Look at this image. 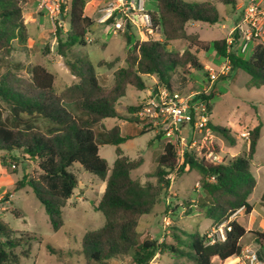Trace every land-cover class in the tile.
Listing matches in <instances>:
<instances>
[{
  "label": "trees",
  "instance_id": "1",
  "mask_svg": "<svg viewBox=\"0 0 264 264\" xmlns=\"http://www.w3.org/2000/svg\"><path fill=\"white\" fill-rule=\"evenodd\" d=\"M25 0H0V57L10 56L12 42L24 45L28 33L23 21L22 5ZM238 0H217L218 3L235 7ZM88 0H69L61 17L53 20V34L57 55L65 59L74 82L65 86L59 93L54 91V75L41 64L29 68V75L22 77L10 70L0 74V102L6 105L9 118L0 116V151L10 155L13 162L24 159L32 162L37 169V177L22 175L16 181L15 190L29 187L36 200L42 205L53 231L63 226L62 209L77 187L75 175L68 169L73 164L104 183V190L96 206L104 217L103 225L87 231L81 241V254L84 264H107V261L128 256L133 264H149L161 247L168 248L176 255L187 258L192 264H233L230 258L240 254V239L245 229L235 220L229 222L230 230L223 241L210 243L206 235L192 233L187 243L181 246L157 245L155 241L141 239L138 227L141 217L149 214L158 203L160 196L170 186L166 178L175 171L177 165L173 143L165 142L162 152L156 158V167L148 177L155 182H140L131 177V172L142 164L141 157L135 160L123 155L120 145L133 138L122 134L118 125L101 133L103 142L114 147L115 159L109 169L107 161L98 153L95 126L107 118L122 119L136 125L141 124L136 113L140 103L130 107V117L121 116L116 107L125 96L127 87L145 91V77L156 78L155 87L172 90L171 76L179 72L186 76L195 70H204L197 53L212 49L220 58L227 59L230 68L245 72L249 79L247 88L264 86V43H258L248 58L227 52L225 39L203 41L197 35H188L189 22H202L214 25L219 22V13L210 2L189 4L183 0H156L155 9L145 13L149 18V29L158 30L161 40L137 39L129 42L125 35L127 50L125 66L113 72L110 87L102 86L97 79L95 66L89 61H69L67 52L74 45L85 44V36L93 21L84 14ZM114 14L105 22H112ZM68 18L69 29L61 36L62 24ZM128 26L130 24L128 23ZM176 40L188 42L181 53L169 50L170 43ZM99 61L97 67L109 65ZM223 78L222 75L218 76ZM211 94L200 92L198 98L207 102ZM66 106H72L76 114ZM210 107V105H209ZM46 122L45 129L33 124ZM208 126L214 133L234 144L235 139L229 130ZM262 123L258 122L247 131V149L243 154L231 157L227 162H210L184 153L176 174L195 170L199 174L198 184L205 199L198 205L204 209L205 218L213 224L227 221L236 210L242 208L249 214L252 207L247 198L256 186L249 171ZM145 128V129H144ZM149 128V129H146ZM148 125L137 129L136 135L150 131ZM161 133H157L155 138ZM215 150V147H214ZM218 152L217 150H215ZM0 165L6 168L3 158ZM255 243L264 250V233L248 231ZM32 235L24 231H13L0 222V264H18L15 253L22 249L24 257L29 255ZM179 243V237L174 236ZM180 244V243H179ZM26 247L24 250L23 248Z\"/></svg>",
  "mask_w": 264,
  "mask_h": 264
},
{
  "label": "rangeland",
  "instance_id": "2",
  "mask_svg": "<svg viewBox=\"0 0 264 264\" xmlns=\"http://www.w3.org/2000/svg\"><path fill=\"white\" fill-rule=\"evenodd\" d=\"M141 1L144 13L155 9L156 0ZM183 1L189 4L210 2L218 11L220 20L216 25L197 22L196 26H191L190 22L187 26V30L190 33L195 32L199 34L201 40L206 41L218 39L223 34H226L228 29L220 30V21L228 18L231 14L239 15L242 3L249 2V0H238L235 7H230L218 3L217 0ZM98 2L104 8L111 6L107 4L109 2L113 6H116V0H106L104 2L103 0H98ZM122 3L119 8L113 11V14L116 15L119 11L120 16L124 12L129 17L140 14L137 24H141L142 13H137L131 8L127 11L128 0H122ZM261 4L264 6V0ZM100 5L97 6L96 2L89 3L85 6L84 14L91 17L97 16L99 19L102 18L106 14V11L98 12V9L101 8ZM115 20L122 24L124 31L127 30L126 25L130 24L129 29L133 34L131 37V41L133 42L136 39V28L131 23L134 21H128L127 18L123 19V17L115 19L114 16L111 23L102 26L103 33L105 32L102 35L103 45L101 43L98 45L90 44L88 41L89 44L74 45L67 52V60L69 61L81 60L94 63L98 82L104 87H110L113 83V72L125 66L126 42L122 34L112 32V23ZM33 21L37 25L30 21L26 23L28 35L32 36L33 34L34 36L37 35L38 31H42L45 33V39L41 40L40 45L33 44L28 55L15 44V50L9 56L10 58L5 59L0 57V74L5 70H10L22 77H27L29 75V68L32 65L45 63L46 68L55 77L54 91L55 93H59L65 86L73 82V78L65 65V59L57 55L53 34V21H50L48 14L45 12L42 15H36ZM139 28L141 31L144 30L142 26H139ZM68 29V18H65L62 24L61 36L64 37ZM153 34L150 38L157 39L160 37L158 30H154ZM85 43H87V40H85ZM255 44L253 42L250 43L245 53H239L238 46H240V43L232 46L231 50L242 58H248L251 54V48ZM187 45L188 42L185 40H176L170 43L169 50L181 53L186 49ZM197 57L202 63H206L215 70V80L210 83L204 70H195L186 76H182L179 72H176L172 74L170 80L172 89L182 95L201 92L202 90H206L207 94L212 93L208 104L210 105L209 119L213 126L222 127L233 132V125L239 122L246 128L247 132L257 125L258 122L262 123L255 154L249 164V171L256 181V186L248 198L249 205L253 207L254 215L257 217L261 216L264 211V202L262 201V198L264 199V86L247 88L246 83L249 77L239 69H232L226 75H223V78H219V64L223 62V59L212 49L197 53ZM99 61H106L110 64L97 67L96 65ZM156 81L154 76L145 77L147 89L154 86ZM144 94V91H136L130 86L127 87L125 96L119 100L116 107L117 112L121 116L130 117L131 113L128 109L141 102L145 96ZM66 108L73 112V114H76L72 106H66ZM0 116L2 120L9 118L8 108L2 102H0ZM33 124L40 129H45L46 127V122L42 121H34ZM115 125L120 126L124 134L133 136V138L120 145L123 155L131 160H135L138 157L142 159V164L131 172V177L140 182L151 181L154 183L155 179L147 175H150L156 167V158L162 152L163 146L167 141L165 136L160 134L159 137L155 138V134L157 133L152 129L143 135L135 136V131L142 128L144 126L143 123L136 125L116 118L102 120L95 126L94 130L97 135L98 153L107 161L109 169L112 167L116 156L114 147L103 142L101 133H104V131L109 130ZM213 134L215 150L219 152L224 162H227L232 156L245 152L246 138L240 137L239 140H235L234 144H231L219 134L214 132ZM182 135L189 137L191 135L190 128L185 127ZM245 137H247V134ZM187 154L199 158L194 152ZM0 158H3L6 164V168L0 165V222L13 231L28 232L34 239L30 242L28 257H24L21 254L22 249L17 248L15 250V253L19 257L18 264H84L80 241L87 231L96 230L104 223L103 215L95 210L103 193L104 183L96 176L85 172L79 164L75 163L69 167L68 170L77 179V187L62 209L63 226L55 232L49 224L42 205L36 200L31 189L26 186L15 190V183L21 179L22 175L37 177L38 173L35 165L24 159H19L15 163L9 154L1 151ZM175 172L176 170L171 172L173 177L170 185L172 186V192H175L176 195L168 196L166 194L167 191L164 192L153 210L141 217L138 232L143 240L149 239L155 241L157 245H161L162 243L167 246L180 245L184 251H188V248L182 242L187 243L190 234L198 233L206 235L210 228L216 224H211V221L205 218L204 209L198 205L199 202H203L205 199L198 184V172L186 170L181 176H178ZM166 198L170 202H174H171L170 208L171 224L168 227L167 233H163L161 225L162 217L166 210ZM178 200L180 204H177ZM244 215L243 212V214L237 217L242 226L246 225V221L249 218ZM257 217L254 218L255 221L253 222L259 224L260 222ZM251 231L256 230L251 229ZM174 236L179 237L180 244ZM242 242L255 249L258 260H264V250L257 247L252 234L246 235ZM157 254L158 257H153L149 264H191L187 258L176 255L175 252H171L168 248L163 249L161 247V250ZM107 264L133 263L128 256H125L113 258L107 261ZM214 264H217V260H214Z\"/></svg>",
  "mask_w": 264,
  "mask_h": 264
},
{
  "label": "built area",
  "instance_id": "3",
  "mask_svg": "<svg viewBox=\"0 0 264 264\" xmlns=\"http://www.w3.org/2000/svg\"><path fill=\"white\" fill-rule=\"evenodd\" d=\"M69 0H40L39 8L45 10L50 21L56 17H61V9L66 11V6ZM263 0H249L247 3H242L238 19L232 24L228 36L225 38L227 52H232L231 48L238 45L239 53H245L250 43L264 42L263 26H264V6L261 4ZM122 0H116V6L111 5L106 9L108 19L113 11L122 5ZM135 10L137 13H142V20L149 25V18L143 12V4L141 0H128V9ZM130 17L128 21H132ZM106 21V20H105ZM104 21V22H105ZM114 30H121L122 24L116 21L113 24ZM255 44V45H256ZM230 70V63L224 59V63L220 67V73L226 74ZM208 78L210 83L215 80L216 75L209 72ZM204 94L206 90L201 91ZM200 92L182 95L175 90H168L165 87L152 86L148 88L145 97L140 103L137 119L144 125H148L156 133H161L165 136L167 142L173 143L174 152L176 154L177 165L184 157V153H196L199 158H204L210 162H221L222 158L219 153L214 150V134L209 123L210 107L208 102L203 98H198ZM185 127H189L191 135L184 137L182 131ZM172 173L166 178L172 182ZM165 214L162 217V232L167 233L168 227L171 224V202L168 198L165 199ZM233 212L227 219L220 224L211 227L206 233V238L210 243L223 241L226 233L230 230L229 222L238 211ZM159 251V250H158ZM157 251V253H158ZM154 257H157L158 254ZM234 264H264L256 257L255 252L245 251L234 259Z\"/></svg>",
  "mask_w": 264,
  "mask_h": 264
},
{
  "label": "crops",
  "instance_id": "4",
  "mask_svg": "<svg viewBox=\"0 0 264 264\" xmlns=\"http://www.w3.org/2000/svg\"><path fill=\"white\" fill-rule=\"evenodd\" d=\"M39 1L40 0H25L24 1V3H23V5H22V9H23V11H22V13H23V21H24V24H25V26H26V23H27V21H30V22H32V23H34V18H35V16L36 15H42L43 14V12H45L46 14H47V12L45 11V10H41L40 8H39ZM104 1H106V0H103V2ZM96 2V4H97V6H99L100 5V2H98V0H88V2L86 3V5L85 6H87L89 3H95ZM106 3V2H105ZM108 5L110 4V2L109 3H107ZM101 6V5H100ZM85 9V8H84ZM106 9H108V8H104V7H102L101 6V8L100 9H98V12L99 11H106ZM129 9L127 8V11H128ZM120 12V11H119ZM117 13L116 15H115V19H119V18H121V17H123V19H126L127 18V20L128 19H130V17L124 12L123 13V15L122 16H120V13ZM88 17H90V19L93 21V24H92V26L89 28V30H88V32H87V34H86V36H85V40H87V43H85L86 45L87 44H89V42H90V44H100L101 43V45H103L104 44V41H103V38H102V35H104L105 34V32L103 33V25L104 24H107V23H111V22H104L105 20H106V18H107V13L102 17V18H100L99 19V17H97V16H95V17H91V16H88ZM238 17H239V15L238 14H236V15H229V17L228 18H226V19H224V20H221L220 21V30H226V29H228L227 30V32H226V34H223L222 35V37H220V38H218V39H221V38H226L227 36H228V34H229V32H230V30H231V26H232V24L238 19ZM131 18H133V23H131L135 28H136V39L135 40H137V39H140V40H147V39H153V38H150L151 36H153L154 34H153V32L149 29V27H148V25L147 24H145V22L142 20V23L141 24H137V22H138V19L140 18V14H136V15H131ZM117 20H115V22H116ZM114 22V23H115ZM114 23H112V32L113 33H116V32H119L120 34H122L123 35V37H124V39H125V42H126V47H127V41H126V38H125V35H128L129 37V42H131V43H133L132 41H131V37L133 36V34L130 32V29H129V26L128 25H126V27H127V30L126 31H124L123 29H121V30H114V28H113V24ZM190 23V22H189ZM189 23H187V25H186V33L188 34V35H197L198 36V38H199V34H197V33H195V32H192V33H190L187 29V26H188V24ZM197 22H191V26H196L195 24H196ZM35 24V23H34ZM217 24V23H216ZM216 24H214V25H216ZM35 25H37V24H35ZM139 26H142V28H144V30H140V28H139ZM37 27V26H36ZM26 29H27V26H26ZM123 31V32H122ZM147 32H150V33H147ZM27 33H28V30H27ZM44 32H42V31H38L37 32V35H34L33 36V34H32V36H29L28 35V39H27V42H26V44H24V45H19L16 41H14L15 43H13L12 42V47H13V50H15V44H16V46H18L22 51H24V52H26V55H28L29 53H30V50L32 49V47H33V44H36V45H40L41 44V40H43V39H45V36H44ZM200 39V38H199ZM155 40H161V38L159 37V38H157V39H155ZM201 40V39H200ZM216 40V39H215ZM89 41V42H88ZM203 41H206V40H203ZM211 41H213V40H211ZM206 42H209V41H206ZM255 46H253L252 48H251V52H252V50H253V48H254ZM126 50H127V48H125ZM12 50V52H14ZM126 50H125V53H126ZM11 52V54L10 55H12L13 53ZM58 57H60V56H58ZM8 58V57H7ZM7 58H5V59H7ZM10 58V57H9ZM48 58V57H47ZM61 58V57H60ZM200 61V60H199ZM47 62V61H46ZM91 63V62H90ZM200 63L204 66V69H205V72H206V74H207V77H208V74H209V72L211 71V72H213L214 73V71L215 70H213L211 67H209V65H207L206 63H202L201 61H200ZM224 63V60H223V62L221 63V64H219V72H218V74L219 75H226V74H221L220 73V67H221V65ZM92 65H94V63H91ZM42 66H44L45 68H46V65H45V63L44 64H41ZM47 69V68H46ZM68 69V68H67ZM48 70V69H47ZM49 71V70H48ZM229 71H231V68H230V70ZM68 72H69V70H68ZM69 74H70V72H69ZM71 75V74H70ZM73 78V77H72ZM75 80H74V78H73V82H74ZM72 82V83H73ZM70 85V84H69ZM147 90L148 89H146L144 92H145V94L144 95H146V92H147ZM141 92H143V91H141ZM145 97V96H144ZM209 123H210V119H209ZM210 124H212V123H210ZM120 127V126H119ZM233 127L234 128H232L234 131L233 132H231V130H229V132H230V135L231 136H233V138L235 139V140H239L240 139V137H243L244 139L246 138L245 137V135L247 134V132H246V128L244 127V126H242V124H240L239 122L237 123V124H235V125H233ZM120 131H121V133L122 134H124L123 133V130H122V128H120ZM135 132H137V130L135 131ZM156 135V134H155ZM132 136V135H131ZM247 140V139H246ZM120 147V146H119ZM121 149V148H120ZM246 149H247V144H246ZM98 151H99V148H98ZM245 152H246V150H245ZM219 153V152H218ZM220 155V154H219ZM236 156V155H235ZM232 157H234V156H232ZM231 158V157H230ZM103 188H104V184H103ZM104 190V189H103ZM166 194L168 195V196H175L176 194H175V192H172V186L170 185L169 186V188H168V190H167V192H166ZM250 196V195H249ZM262 196H263V194H262ZM262 196H261V198H262ZM249 198V197H248ZM248 198H247V202H248ZM262 201L264 202V199L262 198ZM171 202H174V201H171ZM177 204H180V201L178 200L177 201ZM249 204V203H248ZM252 207V206H251ZM241 214H243V209L242 210H240V211H238L237 212V214L233 217V218H231L230 220L231 221H233V220H235L238 224H240V222L238 221V216L239 215H241ZM244 216H247V217H249L248 219H247V221H246V225L245 226H242L241 224V226L245 229V231H246V233H245V235L240 239V241H239V244H240V247H241V253H245V251H251V252H255V249H252L250 246H248L247 244H245L244 242H242L243 241V239H244V237L246 236V235H249V234H251V233H248V231H251V229H254V230H256V231H258V232H261V233H264V211H263V213H262V215L261 216H255L254 215V213H253V207H252V209H251V212L249 213V214H245ZM255 217H257L258 218V220H259V224H257V223H254L253 221H255ZM211 221V220H210ZM211 224H212V221H211ZM217 225V224H216ZM244 246V247H243ZM246 247V248H245ZM250 247V248H249ZM257 247H259L258 245H257ZM259 249H261V248H259ZM158 257V256H157ZM231 260H233L234 259V257L233 258H230ZM214 260H217V259H214ZM259 261H261V262H263L264 263V260H259ZM192 264V263H191ZM217 264H218V261H217Z\"/></svg>",
  "mask_w": 264,
  "mask_h": 264
},
{
  "label": "bare ground",
  "instance_id": "5",
  "mask_svg": "<svg viewBox=\"0 0 264 264\" xmlns=\"http://www.w3.org/2000/svg\"><path fill=\"white\" fill-rule=\"evenodd\" d=\"M235 262H236V261H235ZM235 262H234V263H235ZM234 263H233V264H234Z\"/></svg>",
  "mask_w": 264,
  "mask_h": 264
}]
</instances>
